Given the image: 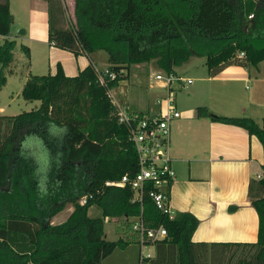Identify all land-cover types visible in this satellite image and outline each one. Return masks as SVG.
<instances>
[{
  "label": "trees",
  "instance_id": "trees-1",
  "mask_svg": "<svg viewBox=\"0 0 264 264\" xmlns=\"http://www.w3.org/2000/svg\"><path fill=\"white\" fill-rule=\"evenodd\" d=\"M47 40L74 55L106 53L113 79L98 82L91 62L74 76L59 65L53 74L28 75L20 95L38 100L30 111L0 115V264H100L127 242L106 240L104 217H136L162 226L153 255L141 264H227L244 248L239 264H264V118L260 126L246 116H221L204 106L196 117L241 127L262 146V175L250 178L246 196L257 216L254 242H193L198 219L189 212L169 218L144 196L131 201L127 187L109 184L136 171V154L127 129L115 118L107 89L115 87L128 66L153 60L164 72L191 56L204 59L211 76L228 65L255 66L264 60V0H73L71 27L54 26L48 4ZM13 17L0 0V88L12 62L15 41L8 39ZM26 57L28 48L21 45ZM242 52V57L237 54ZM22 131L35 135L47 162L43 168L18 147ZM84 197V202L79 200ZM66 219L50 218L65 205ZM95 205L100 216L89 217ZM225 261V262H224Z\"/></svg>",
  "mask_w": 264,
  "mask_h": 264
},
{
  "label": "crops",
  "instance_id": "crops-1",
  "mask_svg": "<svg viewBox=\"0 0 264 264\" xmlns=\"http://www.w3.org/2000/svg\"><path fill=\"white\" fill-rule=\"evenodd\" d=\"M7 1L12 22L15 15L10 10V4L14 1L25 11L29 24H40L43 34L37 42L43 45L46 60L43 70L53 74L59 65L65 75L74 76L90 62L96 68L90 55L83 52L74 55L47 40L48 4L57 14L54 16V26L68 28L63 10L66 6L67 21L71 27L74 21L73 0ZM3 38L0 35V40ZM262 61L255 66H225L214 75L205 74L200 77L196 80L197 84L191 80L189 84L192 85L185 91L186 102H182L180 110H177L180 115L170 123L169 154L174 177L168 188L169 206L174 213L189 212L198 219V225L191 236L193 242L256 240L257 216L246 196V188L250 178L262 175V146L255 136L249 135L241 127L210 121L207 117H196L195 108L204 106L209 112L221 116H246L260 126L264 118ZM156 84L160 86L158 82ZM175 106L177 103L174 100ZM2 112L3 108L0 107V114ZM65 206L61 210H64V214H58L59 211L50 218L51 224L66 219L72 207ZM59 215L61 217L56 219ZM123 220L127 221L128 218L104 217L103 235H106L105 224L113 223L110 229L117 235L116 240L123 241L116 229ZM127 238L123 242H132L129 236ZM148 246L152 248L149 254L152 256L153 247ZM109 257H104L100 264H121Z\"/></svg>",
  "mask_w": 264,
  "mask_h": 264
},
{
  "label": "rangeland",
  "instance_id": "rangeland-1",
  "mask_svg": "<svg viewBox=\"0 0 264 264\" xmlns=\"http://www.w3.org/2000/svg\"><path fill=\"white\" fill-rule=\"evenodd\" d=\"M16 1V0H15ZM10 10L15 15V20L10 25L9 34L6 36L8 39L15 41V47L12 51V62L4 69L5 82L0 88V107L3 112L0 115L13 116L24 111H30L39 105L38 100L26 101L21 95L20 91L22 85L28 75H41L48 74L47 70H43L42 66L44 61L43 45L37 41L43 34L42 28L39 23L29 24L26 21L25 11L18 7L14 1L10 4ZM68 9L65 6L63 10V18L65 25L69 27V20L67 21ZM23 30V31H22ZM2 39L0 40V43ZM21 45L28 47L29 56L26 57L25 53L21 50ZM46 48V46H45ZM96 64L97 69H103L109 66L106 53L98 50L90 54ZM31 62V64H30ZM47 66L45 67V69ZM261 68L264 71V60L261 62ZM43 71H42V70ZM163 70L159 69L153 60L144 63H136L128 66L127 70L123 73L125 76L120 79L117 85L109 90L113 100L129 111L148 113L152 116L156 115L159 109V102L165 94L166 89L158 86L154 79L156 73H162ZM173 73L177 76L190 78L192 83L197 84L200 77L207 74L204 66L203 57L191 56L178 66L173 67ZM192 84H187L184 87L181 85L173 84L174 100L177 103L176 110H180L182 102H186L185 91ZM161 103V102H160ZM5 125L0 128V135L5 133ZM18 147L24 151L29 160H32L37 166L43 168L47 157L41 142L35 135H29L27 132L22 131L19 137ZM69 204H67L68 206ZM66 207V206H65ZM66 210V208H65ZM58 214H64V210ZM89 217L100 216V210L97 206L92 205L87 210ZM61 215L56 217L59 219ZM132 217L127 221H121L118 225L117 233L122 235L123 241L128 240V236L132 242L125 243L123 246L117 245L114 250L109 254V258L120 262L121 264H139V253L148 254L152 253L150 246H140L136 242V235L130 230V222ZM113 223H106L105 233L102 237L106 240H116L117 235L110 229ZM110 231V232H109ZM126 239V240H125ZM245 252L244 248H239L235 256H232L226 261L227 264H239L238 258ZM225 262V261H224ZM213 263L217 264L216 261Z\"/></svg>",
  "mask_w": 264,
  "mask_h": 264
},
{
  "label": "built area",
  "instance_id": "built-area-1",
  "mask_svg": "<svg viewBox=\"0 0 264 264\" xmlns=\"http://www.w3.org/2000/svg\"><path fill=\"white\" fill-rule=\"evenodd\" d=\"M242 55V52H239L237 57L240 58ZM94 69L102 86H106V79L115 77V74L107 68L99 70L94 67ZM154 79L161 88L166 89L165 96L158 101L159 109L154 116L129 111L116 103L109 92L110 89H107L111 103L115 107L116 121L126 127L127 138L136 154V171L131 175L125 173L109 184L130 189L132 202L141 203L142 197H148L156 209L172 218L174 212L169 206L168 194L170 182L174 177L169 154L170 123L180 115L174 107L173 84L184 87L191 82V79L164 71L156 73ZM79 202L83 203L84 197H81ZM132 218L129 227L136 235V242L140 246H148L165 236L162 226H147L140 215ZM146 257H149L147 252L139 253V264Z\"/></svg>",
  "mask_w": 264,
  "mask_h": 264
}]
</instances>
